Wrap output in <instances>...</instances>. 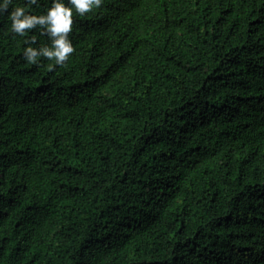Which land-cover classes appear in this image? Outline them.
<instances>
[{
    "label": "trees",
    "instance_id": "16d2710c",
    "mask_svg": "<svg viewBox=\"0 0 264 264\" xmlns=\"http://www.w3.org/2000/svg\"><path fill=\"white\" fill-rule=\"evenodd\" d=\"M0 15V264H264V0H103L63 64Z\"/></svg>",
    "mask_w": 264,
    "mask_h": 264
},
{
    "label": "clouds",
    "instance_id": "9594fccd",
    "mask_svg": "<svg viewBox=\"0 0 264 264\" xmlns=\"http://www.w3.org/2000/svg\"><path fill=\"white\" fill-rule=\"evenodd\" d=\"M36 4L37 0H29ZM13 0H0V15L8 12ZM103 0H52L51 7L46 13L35 15L30 13L25 6H14L8 13L11 21L10 31L20 36L26 34V30L40 28L41 35H47L50 44H42L39 47H32L37 37L30 38L29 46L24 49V57L30 64H38L40 58H47L55 64L63 65L74 52L73 42L70 33L73 31L74 11L79 16H84L99 9Z\"/></svg>",
    "mask_w": 264,
    "mask_h": 264
}]
</instances>
